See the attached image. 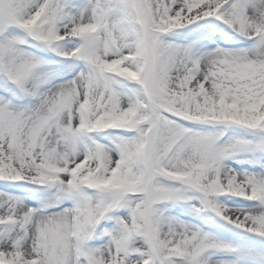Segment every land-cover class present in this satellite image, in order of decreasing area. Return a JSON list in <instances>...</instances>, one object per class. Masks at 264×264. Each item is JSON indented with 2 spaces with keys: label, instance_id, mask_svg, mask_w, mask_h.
<instances>
[{
  "label": "snow or ice",
  "instance_id": "snow-or-ice-1",
  "mask_svg": "<svg viewBox=\"0 0 264 264\" xmlns=\"http://www.w3.org/2000/svg\"><path fill=\"white\" fill-rule=\"evenodd\" d=\"M0 264H264V0H0Z\"/></svg>",
  "mask_w": 264,
  "mask_h": 264
}]
</instances>
